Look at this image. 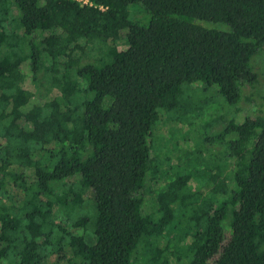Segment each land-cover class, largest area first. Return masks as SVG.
Returning a JSON list of instances; mask_svg holds the SVG:
<instances>
[{"label": "trees", "instance_id": "16d2710c", "mask_svg": "<svg viewBox=\"0 0 264 264\" xmlns=\"http://www.w3.org/2000/svg\"><path fill=\"white\" fill-rule=\"evenodd\" d=\"M84 1L0 0V264H264V115L184 119L186 86L236 105L257 82L264 0Z\"/></svg>", "mask_w": 264, "mask_h": 264}, {"label": "rangeland", "instance_id": "374dc122", "mask_svg": "<svg viewBox=\"0 0 264 264\" xmlns=\"http://www.w3.org/2000/svg\"><path fill=\"white\" fill-rule=\"evenodd\" d=\"M129 19L132 23H138V24H146L148 23V15L144 9L143 6H141L140 4L137 5H131L129 6ZM195 24L206 28V29H214V30H218L221 32H229V28L227 25L224 24H213V23H209V22H200V21H195ZM33 39L38 38V33H35L32 37ZM250 68L251 70L257 75V82L253 85H245L242 87L241 89V105L240 102L236 105H230L228 104L225 99L218 94V92L213 89L212 87L207 89L206 92H202L201 91V87L198 86V90L200 91H196V90H191V89H195V88H189V87H185V94L184 96L188 95V98H185V102H186V106L185 109L186 111H189V113L187 115H184V119H188V120H192L194 119V116H196L197 113V109L200 108L203 104V102H210L211 104L208 105V109L207 111L204 112V114L198 118L195 122H194V126H199L200 124L205 125V123L210 122V121H214L215 124L220 123L223 127L224 125L231 119H236V114L239 116L242 115H253V116H262L264 115V49H260L257 50V52L254 54V56L252 57L251 61H250ZM25 73V76L27 77V80L24 83V89L27 90H32L34 91V88L32 87V83H31V75L30 72H28L27 70L23 71ZM184 99V98H183ZM202 102V103H201ZM240 105V108H239ZM240 110V111H239ZM222 119H218L217 121H215L214 119H216V117H220L222 116ZM223 121V124H222ZM220 124L215 125L212 128H208L207 131H204L203 134V130L200 128L198 129L200 134L206 135L204 137L206 138H210L212 136V134L219 132L220 129ZM170 128L169 124L165 121L162 122V124H159L157 126V130L156 133L159 136H164L166 139L169 138L168 135V129ZM195 128V127H194ZM197 129V128H195ZM178 134L179 135H183V132L186 130V128L182 127V125L177 126ZM191 135L196 136L195 133L191 132ZM178 145L179 148L181 149V151H190L192 149H194L195 145L194 142L189 140H184L183 138L178 139ZM212 152L214 151L213 148H217L219 147L216 143L210 144ZM203 146V145H202ZM170 149V148H168ZM219 150H222L221 148H219ZM168 152H166L165 150L162 153L159 154H154L152 153L151 156H159L164 157L166 155H168L171 159L172 162L175 163H180L182 155L180 152L175 151V150H167ZM21 173H23L24 179L28 182V183H32L33 180L30 179L31 178V171L29 170H23ZM165 183V181H161L159 182L158 185L153 186L155 189H159L163 184ZM191 185L197 186L195 184L194 181L191 182ZM208 189V188H207ZM11 194L14 195V201L16 202V206H18L22 199H23V194L22 192L18 191L15 189V187L11 186V188H9ZM143 195V194H142ZM85 199H88V205L86 207V210L88 208L91 207V201H92V194L91 192H88L86 194V196H84ZM144 204L142 207V211L144 214H149V212H151L152 209V202L149 196H144ZM63 222H65V219L63 220ZM91 225H93V230H94V222L91 221L89 222V228L90 229ZM71 232H73V229L70 230ZM79 233L81 234V230L79 231ZM164 247V246H163ZM61 254H55L53 255L50 259H48V261H46L45 264H65L64 261L59 262L58 259H60ZM66 260L71 258V252L69 250L66 249ZM65 260V261H66Z\"/></svg>", "mask_w": 264, "mask_h": 264}, {"label": "built area", "instance_id": "2783aa9c", "mask_svg": "<svg viewBox=\"0 0 264 264\" xmlns=\"http://www.w3.org/2000/svg\"><path fill=\"white\" fill-rule=\"evenodd\" d=\"M76 1H80V2H83L84 4H87V1H84V0H76Z\"/></svg>", "mask_w": 264, "mask_h": 264}]
</instances>
